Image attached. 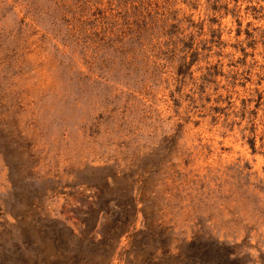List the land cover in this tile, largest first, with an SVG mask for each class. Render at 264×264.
Instances as JSON below:
<instances>
[{"label":"rangeland","instance_id":"rangeland-1","mask_svg":"<svg viewBox=\"0 0 264 264\" xmlns=\"http://www.w3.org/2000/svg\"><path fill=\"white\" fill-rule=\"evenodd\" d=\"M0 264H264V0H0Z\"/></svg>","mask_w":264,"mask_h":264},{"label":"trees","instance_id":"trees-1","mask_svg":"<svg viewBox=\"0 0 264 264\" xmlns=\"http://www.w3.org/2000/svg\"><path fill=\"white\" fill-rule=\"evenodd\" d=\"M143 29H144L143 26L138 25V29H137L138 34L137 35H138L139 39H141V37L144 33ZM216 31H217V29H214L212 32L213 33L215 32V34L218 36L219 34H217Z\"/></svg>","mask_w":264,"mask_h":264}]
</instances>
